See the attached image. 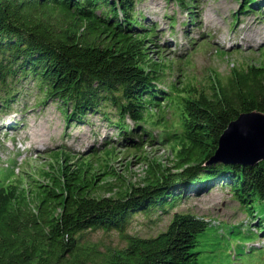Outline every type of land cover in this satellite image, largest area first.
<instances>
[{
  "label": "trees",
  "instance_id": "16d2710c",
  "mask_svg": "<svg viewBox=\"0 0 264 264\" xmlns=\"http://www.w3.org/2000/svg\"><path fill=\"white\" fill-rule=\"evenodd\" d=\"M141 1L0 0V105L8 107L33 82L41 102H58L68 124L97 113L111 121L114 111L120 145L170 147L176 172L153 166L146 186L104 199L91 196L96 177L88 160L72 168L65 152L55 155L67 160L58 171H42L26 187L23 180L4 186L0 178V264H199V237L211 225L204 218L177 213L157 237L128 233L137 216L150 219L173 209L179 187L228 188L259 224L264 221V161L208 163L231 122L264 114V68L234 67L202 89L180 90L174 83L165 91L163 71L172 61L157 63L149 55L146 42L156 31L142 23ZM175 1L192 9L193 0ZM242 1L244 14L264 10V0ZM109 168L105 176L115 177ZM97 231L116 232L126 244L105 252L85 247V236Z\"/></svg>",
  "mask_w": 264,
  "mask_h": 264
},
{
  "label": "rangeland",
  "instance_id": "374dc122",
  "mask_svg": "<svg viewBox=\"0 0 264 264\" xmlns=\"http://www.w3.org/2000/svg\"><path fill=\"white\" fill-rule=\"evenodd\" d=\"M242 2L193 0L189 10L175 0H142L136 6L146 16L144 26L156 31L146 42L149 55L157 63L172 61V67L163 71L162 89L169 92L174 83L180 90L188 85L202 89L215 74L225 78L234 67L264 68V10L255 8L244 14L240 11ZM191 13H195V21ZM41 100V93L28 82L20 95L10 99L8 107L0 105V178L4 186L23 180L26 187L30 179H40V172L58 171L67 160L72 168L88 160V171L96 177L91 196L97 199L117 198L121 191L146 186L153 166L176 173L170 147L120 145L122 140L113 126L118 119L114 111L111 121L97 113L89 114L88 122L68 124L58 102L43 104ZM172 117L167 114V120ZM126 122L134 126L131 119ZM154 134L158 136L160 129ZM106 150L112 154L105 155ZM61 152L71 158L57 160L55 155ZM107 165L115 177L105 176ZM175 193H181V200L173 209L150 219L137 216L128 233L154 238L167 229L175 214H193L211 222L199 237V264H264V221L259 224L228 188L201 192L179 187ZM261 216L264 219V210ZM84 239L85 247L99 252L126 244L116 232H90Z\"/></svg>",
  "mask_w": 264,
  "mask_h": 264
},
{
  "label": "water",
  "instance_id": "95a60500",
  "mask_svg": "<svg viewBox=\"0 0 264 264\" xmlns=\"http://www.w3.org/2000/svg\"><path fill=\"white\" fill-rule=\"evenodd\" d=\"M264 161V114L246 113L230 123L209 164L255 166Z\"/></svg>",
  "mask_w": 264,
  "mask_h": 264
},
{
  "label": "bare ground",
  "instance_id": "6f19581e",
  "mask_svg": "<svg viewBox=\"0 0 264 264\" xmlns=\"http://www.w3.org/2000/svg\"><path fill=\"white\" fill-rule=\"evenodd\" d=\"M252 27V26H251Z\"/></svg>",
  "mask_w": 264,
  "mask_h": 264
}]
</instances>
